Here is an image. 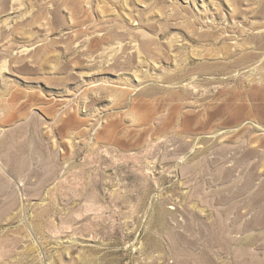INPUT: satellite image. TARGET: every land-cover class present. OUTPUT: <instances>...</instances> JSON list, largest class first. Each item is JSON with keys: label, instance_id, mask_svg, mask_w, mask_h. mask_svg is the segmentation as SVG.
<instances>
[{"label": "rangeland", "instance_id": "1", "mask_svg": "<svg viewBox=\"0 0 264 264\" xmlns=\"http://www.w3.org/2000/svg\"><path fill=\"white\" fill-rule=\"evenodd\" d=\"M0 264H264V0H0Z\"/></svg>", "mask_w": 264, "mask_h": 264}]
</instances>
